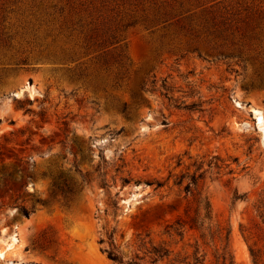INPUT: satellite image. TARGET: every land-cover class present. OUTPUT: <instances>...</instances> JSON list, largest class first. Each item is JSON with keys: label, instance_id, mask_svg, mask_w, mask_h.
Listing matches in <instances>:
<instances>
[{"label": "rangeland", "instance_id": "1", "mask_svg": "<svg viewBox=\"0 0 264 264\" xmlns=\"http://www.w3.org/2000/svg\"><path fill=\"white\" fill-rule=\"evenodd\" d=\"M260 215L264 0H0V264H264Z\"/></svg>", "mask_w": 264, "mask_h": 264}, {"label": "trees", "instance_id": "2", "mask_svg": "<svg viewBox=\"0 0 264 264\" xmlns=\"http://www.w3.org/2000/svg\"><path fill=\"white\" fill-rule=\"evenodd\" d=\"M196 50V49H195ZM224 58H237L241 59V55H234L233 53H228L227 55H222ZM161 89L165 92L163 95L166 97L169 95L172 91L171 89L166 85L165 81L161 86ZM169 100H171V97H166ZM176 102V101H175ZM198 178H201L200 176ZM196 177L192 176L190 178V183L185 186V189L187 192H189L190 185L196 184ZM70 193H72L71 189H67L66 192L63 191V195L67 196ZM22 216L28 217L30 214V211L26 209L25 207H19L18 209ZM262 219V222L264 224V215L259 216ZM168 229L170 230V233L176 234L177 236H180L183 234L182 229H187L188 231L195 232L197 241H201L204 245H207V243H213L215 240L221 241L222 237L226 241L229 236V232H225V236H223V228L216 227L214 228L213 222H212V211L209 204V201L206 197H197L193 201V207L189 208L187 207L183 211V218L178 219L175 223V225L169 226ZM182 233V234H181ZM112 237V236H111ZM208 240V241H207ZM107 258L113 262V264H123V258L115 251H106ZM145 256L150 259V263L154 264L157 262H161L162 260L168 258L170 251L162 246H155L149 243V247L145 249ZM250 254L255 259V254L253 251L250 250ZM192 262L189 263L180 261L179 264H198L199 263V257H197V250L193 252V255L191 256ZM186 259V258H185ZM184 259V260H185ZM220 260V264H234L230 258V256L225 252L224 249H222V252L217 257L215 264H219L218 261ZM127 264H134L133 261L130 260V262H127Z\"/></svg>", "mask_w": 264, "mask_h": 264}, {"label": "bare ground", "instance_id": "3", "mask_svg": "<svg viewBox=\"0 0 264 264\" xmlns=\"http://www.w3.org/2000/svg\"><path fill=\"white\" fill-rule=\"evenodd\" d=\"M2 251H3V250H2ZM2 251H1V252H2Z\"/></svg>", "mask_w": 264, "mask_h": 264}]
</instances>
